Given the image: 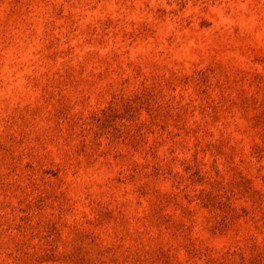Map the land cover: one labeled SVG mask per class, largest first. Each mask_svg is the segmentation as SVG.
Returning a JSON list of instances; mask_svg holds the SVG:
<instances>
[{"label": "rangeland", "instance_id": "rangeland-1", "mask_svg": "<svg viewBox=\"0 0 264 264\" xmlns=\"http://www.w3.org/2000/svg\"><path fill=\"white\" fill-rule=\"evenodd\" d=\"M0 264H264V0H0Z\"/></svg>", "mask_w": 264, "mask_h": 264}]
</instances>
